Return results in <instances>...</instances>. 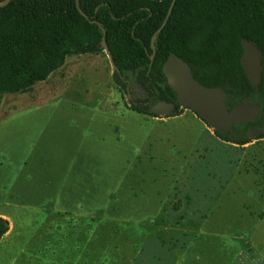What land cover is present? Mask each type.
Returning a JSON list of instances; mask_svg holds the SVG:
<instances>
[{"label": "rangeland", "instance_id": "1", "mask_svg": "<svg viewBox=\"0 0 264 264\" xmlns=\"http://www.w3.org/2000/svg\"><path fill=\"white\" fill-rule=\"evenodd\" d=\"M65 70L0 94L9 114L0 123V212L13 226L0 264H84L77 249L90 235L123 248L148 237L139 263L159 254L170 264L166 249L174 256L201 234L232 239L231 251L245 246L238 264H261L264 137L225 142L188 108L183 125L164 123L166 114L151 122L128 108L104 49L68 56ZM35 108L46 112L40 129L30 127ZM183 234L185 246L166 243Z\"/></svg>", "mask_w": 264, "mask_h": 264}, {"label": "trees", "instance_id": "2", "mask_svg": "<svg viewBox=\"0 0 264 264\" xmlns=\"http://www.w3.org/2000/svg\"><path fill=\"white\" fill-rule=\"evenodd\" d=\"M171 1L8 0L0 5V94L25 92L68 56L97 54L105 44L112 81L128 108L158 117L151 108L165 101L174 103L165 117L176 116L183 107L163 73L164 61L175 53L201 84L225 90L229 110L244 98L258 106L253 121L234 125L233 132L214 131L217 137L237 145L249 141V129L264 137V0H174L167 16ZM242 39L261 52L255 87L240 64ZM8 229L0 216V239ZM172 238L183 246L191 239Z\"/></svg>", "mask_w": 264, "mask_h": 264}, {"label": "water", "instance_id": "3", "mask_svg": "<svg viewBox=\"0 0 264 264\" xmlns=\"http://www.w3.org/2000/svg\"><path fill=\"white\" fill-rule=\"evenodd\" d=\"M8 0H4L0 5H4ZM174 0L171 1L167 16ZM166 16V18H167ZM166 20V19H165ZM165 20L162 26L165 23ZM241 46L243 53L240 57V64L244 75L251 86H257L261 81V52L251 42L242 39ZM111 65L110 53L104 44ZM163 73L168 85L176 94L178 104L183 108L192 110L213 131H234V125H241L253 121L259 113L257 104L250 102L249 98H244L242 103L235 104L231 110L226 106V92L216 86H206L201 84L192 74L189 64L175 53H170L163 63ZM174 108V103L158 101L151 111L160 115L168 114ZM264 131V127H260ZM254 134L249 131L248 136Z\"/></svg>", "mask_w": 264, "mask_h": 264}, {"label": "crops", "instance_id": "4", "mask_svg": "<svg viewBox=\"0 0 264 264\" xmlns=\"http://www.w3.org/2000/svg\"><path fill=\"white\" fill-rule=\"evenodd\" d=\"M59 71L61 74L67 71L65 70V63L54 72ZM49 77L50 75L48 78ZM30 104H39V98L38 101L31 102ZM27 113L30 115H35L34 118L30 120V127H38V129H40L41 126H43L42 117L46 115V112L40 108H35L33 110H28ZM8 116L9 114L0 112V123L3 122ZM149 118L151 122H159L157 117L149 116ZM162 119L164 123L169 121H179L181 122V125H183L184 121L189 120L186 113L182 115L180 114L176 116L163 117ZM178 131L183 133L185 130L184 128H178ZM0 216L6 218L9 222V229L0 239L1 243L3 239L10 238V234L13 232V226L9 220V217L2 215L1 212ZM149 240L150 239L147 237V239L143 240V243H140L139 245L129 244L127 247L123 248L120 242H114L113 240H110L106 237H92L90 235L86 239V243L77 250L84 254V264H91L94 259L93 255L100 256L98 260L96 259L97 262L95 261L94 264H140L138 259L143 256L146 251H150L145 246ZM176 240L177 239L171 237V239L167 240L166 243L174 244L178 242ZM230 244H233L232 239L228 237L201 234L200 237H196L194 240H191L184 251H180L174 256L171 253L172 251H169V248L166 250L168 252V258H172V262L170 264H238V262L242 260V256L244 254V252H242V248L245 246H241L231 251L230 247L228 246ZM258 255L262 261L261 264H264L263 257L260 256V254ZM250 258L255 259L253 255H251ZM154 259L156 262L153 264H161L160 262L164 261V258L159 254Z\"/></svg>", "mask_w": 264, "mask_h": 264}, {"label": "flooded vegetation", "instance_id": "5", "mask_svg": "<svg viewBox=\"0 0 264 264\" xmlns=\"http://www.w3.org/2000/svg\"><path fill=\"white\" fill-rule=\"evenodd\" d=\"M255 126H256V125H255ZM256 127H258V126H256ZM249 131H251V130L249 129L248 132H249ZM251 132H252L253 134L255 133L254 131H251Z\"/></svg>", "mask_w": 264, "mask_h": 264}]
</instances>
